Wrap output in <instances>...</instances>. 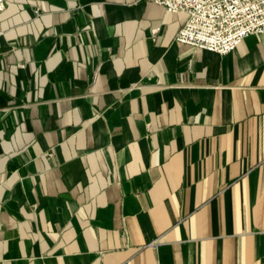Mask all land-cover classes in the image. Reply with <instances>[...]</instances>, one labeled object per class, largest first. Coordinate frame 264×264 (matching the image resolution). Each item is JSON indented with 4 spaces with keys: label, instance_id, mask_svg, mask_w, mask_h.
I'll return each mask as SVG.
<instances>
[{
    "label": "crops",
    "instance_id": "0c3cea01",
    "mask_svg": "<svg viewBox=\"0 0 264 264\" xmlns=\"http://www.w3.org/2000/svg\"><path fill=\"white\" fill-rule=\"evenodd\" d=\"M0 19V264H264V34L180 44L147 0Z\"/></svg>",
    "mask_w": 264,
    "mask_h": 264
},
{
    "label": "built area",
    "instance_id": "2783aa9c",
    "mask_svg": "<svg viewBox=\"0 0 264 264\" xmlns=\"http://www.w3.org/2000/svg\"><path fill=\"white\" fill-rule=\"evenodd\" d=\"M168 12L184 13L186 23L176 40L226 55L247 37L264 34V0H147ZM5 0H0V16ZM4 34L0 19V37ZM153 246H157L154 242Z\"/></svg>",
    "mask_w": 264,
    "mask_h": 264
}]
</instances>
